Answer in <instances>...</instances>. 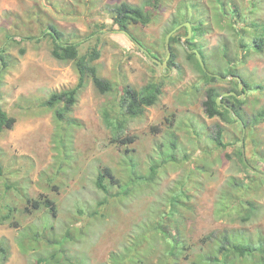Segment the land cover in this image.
Listing matches in <instances>:
<instances>
[{
	"label": "rangeland",
	"instance_id": "obj_1",
	"mask_svg": "<svg viewBox=\"0 0 264 264\" xmlns=\"http://www.w3.org/2000/svg\"><path fill=\"white\" fill-rule=\"evenodd\" d=\"M50 1L60 10L42 12L41 17L54 23L65 35H77L82 53L97 41V34L89 36L94 29L90 20L106 19L107 14L100 6L121 0H94L93 6L79 2L81 0ZM125 1L139 4L142 0ZM179 1L167 0L148 25L132 26L130 33L138 40L136 43L121 31L100 35L97 42L100 56L95 63L99 75L112 81L114 88L101 94L87 79L70 113L76 124L65 132L59 130L53 109L40 103L51 92L72 87L77 72L70 61L57 60L51 55L50 40L40 33L41 26L36 18L27 17L29 9L42 4L48 7L50 2L0 0V46L5 47L4 54L10 65L1 73L0 104L16 118L11 129L0 131L3 172L0 194L5 191V183L10 184L6 197L11 198L18 209L13 217L16 226L9 222L0 223V240L8 246L4 264H45L39 259L50 255L51 249L46 245L58 244L53 239H62L67 228L76 236L64 244L73 261L77 258L82 264H110L111 253L130 246L132 239L139 234L146 236V240L138 250L143 251L142 248L153 244V252L146 254V264H154L162 257L166 242L159 235H152L150 229L159 215L169 212L173 204L179 206L184 216L189 247L181 251L176 264H202L199 259L209 250L204 240L206 234L228 227V221L215 219V196L230 177L246 179L254 167L264 168V160L255 151L264 152V122L249 130L246 147H243L244 158L248 159V167H245L236 153L240 146L237 139L244 137V131L240 132L237 123L208 117L205 113L202 102L208 84L201 85L200 73L185 57L183 32L180 41L173 43L178 64L162 77L167 66L161 68L154 63L158 61L156 52L162 58L167 53L164 32ZM65 10L77 14L67 15ZM257 15L264 17V1ZM209 16L205 21L211 22ZM106 21L109 23L110 19ZM212 22L203 39L209 49L228 35L215 21ZM7 32L31 34L41 40H25L18 44L6 40ZM21 47L25 48L23 54H20ZM239 68L250 85L241 99L251 91L243 105L247 118L264 104V89L252 90L255 84H264V51L253 53ZM152 79L163 82L158 101L148 106L143 114L128 118L120 135L122 138L134 136V141L126 144L113 142L112 131L102 119L103 104L108 102V109L115 110L116 107L110 105L119 100L123 86L139 89ZM226 80H218L215 84L225 89L228 86ZM217 125L223 130V142H229L225 149H216L211 138L218 129ZM60 136L70 138L63 141L68 155L67 150L61 152ZM171 140L176 144L174 148ZM125 148L131 151L125 152ZM154 161L160 162L156 180L150 183L140 180L132 190L133 176L146 174ZM104 166L112 169L123 188H129L128 193L106 196L96 188L95 177ZM182 183V188L191 195L189 199L176 193ZM119 190L117 185L109 189L110 193ZM41 193L55 200L56 215L44 208L24 211L26 196L38 197ZM171 194L176 196L172 201ZM105 196L106 201L100 204ZM250 197L261 204L259 215L253 221L241 225L236 222L233 226L248 233L255 227L264 231V182L259 190L251 191ZM174 208L177 214L170 212L173 226L178 222V208ZM93 211L96 214H90ZM36 230L40 233L38 236Z\"/></svg>",
	"mask_w": 264,
	"mask_h": 264
},
{
	"label": "trees",
	"instance_id": "obj_2",
	"mask_svg": "<svg viewBox=\"0 0 264 264\" xmlns=\"http://www.w3.org/2000/svg\"><path fill=\"white\" fill-rule=\"evenodd\" d=\"M47 1L50 2L48 7H45L43 4L34 6L33 10L29 9L27 11V17L36 18L37 23L41 26L40 33L44 38L50 40L51 55L57 60L65 62L70 61L73 64L77 72V80L72 87L51 92L46 99L41 101L40 105L53 109L54 118L59 126V130H66L65 132H68L69 130L67 128L76 124L74 117L71 116L70 113L72 107L76 103L77 96L85 87L87 79L91 80L95 89L101 94L109 93L114 88V83H112V81L99 75L95 63L100 56L99 45L97 43L100 39V35L102 36L109 31H121L127 33L132 40L136 39L135 36L130 33V28L137 24L145 26L152 22L158 10L166 5L167 0H142L139 4L121 0L113 4H102L100 9L106 12L107 16H105V18L110 19V22L107 23L104 18H93L90 20L89 24L93 26L94 29L89 36L97 34V41L93 46L88 45L82 53H80V43L77 35H72V33L65 35L54 23L49 22V20L46 21V19L41 17L42 12L46 13L47 11L60 10L59 7L51 3L50 0ZM82 1L87 5L90 4V6H93L94 0H81L79 2L82 3ZM263 1L264 0H180L176 10L169 19V26L164 32L165 37L172 29L183 22L190 23L191 36L186 38L185 43H183L184 52L186 59L193 63L195 69L200 73L202 79L201 85L208 84L204 89L206 98L202 102L204 111L208 117H218L220 120L228 123H237L240 132L244 131V137L237 139L240 141V146L236 153L245 167H248V159L246 160L244 158L243 147H246L249 130H252L256 124L264 122V104L254 109L252 115L247 118L243 112V105L247 103L251 91L247 94L248 98L246 97L244 99H239L233 95L222 97L221 100L225 105H228L232 111L226 108L224 104L219 105L216 98L221 95V93L235 91L237 95H240L243 92L242 90H238V80L234 77L227 79L226 82L228 86L225 89L220 85H216L215 83L221 80V78L215 75H209L205 72L201 68L195 53L193 51L189 52L187 47L189 49H196L200 53L208 71L222 76H239L248 89L250 85L243 77L239 66L246 64L253 53L264 51V17H259L257 15ZM72 10H65L64 12L67 15L77 14ZM208 13H210V16L207 15ZM208 16L211 17V22L205 21ZM212 21H215L228 35L222 37L214 48L209 49L203 39L204 34L209 32V24L211 25L213 23ZM103 28H106V30L102 31ZM48 29H51V32H49ZM181 32L187 35V27L184 25L180 26L169 36L171 54L167 60V68L164 69V73L178 64L176 61V52L173 50V43L180 41ZM5 36L7 41L11 39L18 44L25 40H35L37 42L41 40L40 37L31 34L19 35V32H7ZM185 44H187V47ZM165 46L164 43V47ZM165 49L167 50V48ZM19 50L20 54L25 52L24 47H21ZM4 52L5 47L0 46V88L1 73L10 66L7 55H5ZM156 54L158 55L156 58H158L159 62H162L166 56L162 58L160 53L156 52ZM154 63L159 65L156 61H154ZM164 73H162V77H165ZM162 87V81L153 79L149 80L139 89L125 85L122 88L119 100L114 101L116 103L110 105L116 107L115 110L111 108L108 109V102L103 104L101 109L102 119L105 125L112 131L113 142L126 144L134 141V136L126 138L120 136L127 119L143 114L148 106L155 104L162 93ZM263 89L264 84L257 83L253 86L252 90L260 91ZM234 114L238 116V119L234 118ZM15 121L16 118L9 115L0 104V131L4 128L11 129ZM222 134L223 130L218 126V129L215 130L214 135L211 137L216 144V149H225L229 143L223 142ZM66 140H70V138L64 139L63 136H60L59 142H61L62 145H59L63 147L61 152L66 153L67 150L66 154L68 155L67 146H65V142L63 143V141ZM175 145V142L171 140V146L174 148ZM130 151V149L125 148V152ZM255 151L258 156L261 155L264 160V152ZM171 157L175 160L172 154ZM159 168L160 162L154 161L150 164L146 174L139 173V175L133 176L131 182L133 184L132 190L137 187L140 180H145L149 183L154 182ZM2 174V164L0 162V175ZM263 182L264 168L254 167V171L251 174H247L246 179H239L232 176L228 179L226 186L220 189L214 200V215L215 219L228 221V227L214 230L206 234L204 240L207 241L209 250L201 255L199 260L202 264H264V231L255 227L256 229L254 231L248 233L239 226H233L236 222H240L241 225L243 222L253 221L259 215L261 204L253 197H250V193L251 191L255 192L259 190L263 186ZM94 184L96 188L105 192L106 196L114 194L119 195L122 193L126 194L129 192V188H123L112 169L107 166H104L98 171ZM113 185H117L120 190L116 193H110L109 189ZM182 186L183 183L176 193L183 194L186 199H189L191 195L187 192V189L182 188ZM54 187L56 186L54 185ZM9 188L10 184L5 183V191L3 194H0V223L9 222L16 226L17 222L13 220V217L18 209L12 199L6 197V192ZM106 196L101 200L100 204L106 201ZM175 197V195L171 194V201L174 200ZM6 198H8V200ZM174 207L178 208L179 206L173 204L169 212L165 211L161 213L159 219L155 221L154 226L150 229L152 235H159L166 242V248L162 251V257H159L154 264H176V258H179L182 254L181 251L189 248L185 238L186 226L183 222L184 216L180 213L179 208L178 222L175 226H173V221L170 220L171 211L177 214ZM41 208H44L52 215H56V202L48 195L41 193L38 197L26 196L24 211L32 212L33 209L37 210ZM90 214H96V211ZM165 219L168 222H165ZM172 228H174L175 233H173L174 231ZM35 234L38 236L40 233L36 230ZM75 237L76 236L67 228L62 239H53L58 244L46 245L51 249L49 252L50 255L39 259V261L44 260L45 264H82V261L79 262L77 258V262L76 260L73 261V259L67 255L64 247L66 242L74 240ZM53 240L48 238L49 242H53ZM145 240L146 236L138 234L132 239L130 246H124L123 250L111 253L110 264H146V254L152 253L154 246L151 244L142 248L143 251H139L138 249ZM7 257V243L4 240H0V264H4ZM70 260H72V262Z\"/></svg>",
	"mask_w": 264,
	"mask_h": 264
},
{
	"label": "water",
	"instance_id": "obj_3",
	"mask_svg": "<svg viewBox=\"0 0 264 264\" xmlns=\"http://www.w3.org/2000/svg\"><path fill=\"white\" fill-rule=\"evenodd\" d=\"M186 26L187 27V35L184 36V39L188 38L191 36V26H190V23L189 22H183L182 24L176 26L174 29H172L167 35H166V48H167V54L164 58V60L162 62H159V60L157 61L160 65V67H166L167 66V60L168 58L170 57V54H171V50H170V47H169V36L171 34H173L180 26ZM49 32H51V29H48ZM127 34V33H126ZM137 42V40H135ZM187 47V46H186ZM188 51L191 52L193 51L195 53V56L196 58L198 59L200 65H201V68L207 72L209 75H215L216 77L218 78H221V79H230L232 77L236 78L238 80V90H242L243 92L240 94V95H237L235 91H229V92H225L219 96H217L216 98V101L217 103L220 105V104H223L220 99L223 97V96H227V95H233V96H236L237 98L241 99L242 96L247 92V89H246V86L244 84V82L242 81V79L239 77V76H236V75H227V76H222V75H219L217 73H212L210 71L207 70L206 66H205V63L204 61L202 60L201 56H200V53L196 50V49H189L187 47ZM225 105V104H224ZM226 108H228L230 111H232V109L228 106V105H225ZM235 119H238V116L236 114L233 115ZM244 129V128H243Z\"/></svg>",
	"mask_w": 264,
	"mask_h": 264
},
{
	"label": "flooded vegetation",
	"instance_id": "obj_4",
	"mask_svg": "<svg viewBox=\"0 0 264 264\" xmlns=\"http://www.w3.org/2000/svg\"><path fill=\"white\" fill-rule=\"evenodd\" d=\"M128 35V34H127ZM132 39V38H131ZM135 40H137V39H133V41L136 43V41ZM138 41V40H137ZM171 70V69H170ZM169 70V71H170ZM164 74H167V72H165ZM223 93H225V92H223ZM223 93H221V94H223ZM228 96V95H227ZM224 97V96H223ZM222 99V98H221ZM221 102L223 103V104H225L222 100H221Z\"/></svg>",
	"mask_w": 264,
	"mask_h": 264
}]
</instances>
